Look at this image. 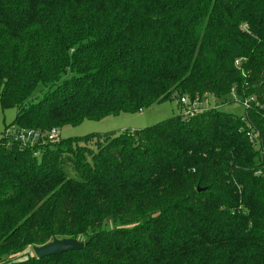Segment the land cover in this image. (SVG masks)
Instances as JSON below:
<instances>
[{
    "label": "trees",
    "instance_id": "trees-1",
    "mask_svg": "<svg viewBox=\"0 0 264 264\" xmlns=\"http://www.w3.org/2000/svg\"><path fill=\"white\" fill-rule=\"evenodd\" d=\"M232 91L255 99L244 120L221 110ZM205 95L219 108L142 130L34 149L3 137L0 264H264V0H0L11 127ZM55 239L86 246L34 255Z\"/></svg>",
    "mask_w": 264,
    "mask_h": 264
},
{
    "label": "rangeland",
    "instance_id": "rangeland-1",
    "mask_svg": "<svg viewBox=\"0 0 264 264\" xmlns=\"http://www.w3.org/2000/svg\"><path fill=\"white\" fill-rule=\"evenodd\" d=\"M223 112L241 116L244 109L241 105L234 103L221 108ZM176 101H166L137 114H120L115 117H107L100 121H85L78 126L54 128L59 130L61 140L71 138H82L85 136L99 134H120L125 131H137L146 129L157 123L163 122L171 117L179 115ZM15 110H2L0 108V140L4 137L5 129L11 127L15 117Z\"/></svg>",
    "mask_w": 264,
    "mask_h": 264
},
{
    "label": "built area",
    "instance_id": "built-area-1",
    "mask_svg": "<svg viewBox=\"0 0 264 264\" xmlns=\"http://www.w3.org/2000/svg\"><path fill=\"white\" fill-rule=\"evenodd\" d=\"M231 99L234 103L241 105L244 109V113L241 115L244 120L247 117V109L250 107V103L255 102V99L250 98H238L234 91L231 92ZM178 105L181 107L180 115L183 118H191L198 114H201L210 109H218L219 106L216 105L215 100L212 96L205 95L203 97H195L193 100L189 97H182L178 101ZM257 105V104H256ZM4 137L11 138L13 142L19 144L23 149H34L38 146L45 145L47 143L58 142L60 139L59 131L52 129L48 132H42L40 130H19L14 127L5 129ZM249 142L255 146L259 145L262 140L260 139V134L258 132L247 134ZM34 156H38V153H34ZM264 162V158H263ZM264 170V165L262 167Z\"/></svg>",
    "mask_w": 264,
    "mask_h": 264
},
{
    "label": "water",
    "instance_id": "water-1",
    "mask_svg": "<svg viewBox=\"0 0 264 264\" xmlns=\"http://www.w3.org/2000/svg\"><path fill=\"white\" fill-rule=\"evenodd\" d=\"M197 191H200V189L197 188ZM85 246L86 243L73 239H55L44 246L34 247L33 253L37 258H45L67 252H78L83 250Z\"/></svg>",
    "mask_w": 264,
    "mask_h": 264
}]
</instances>
